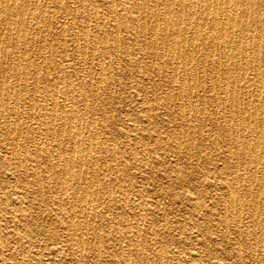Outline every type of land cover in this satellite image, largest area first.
Returning <instances> with one entry per match:
<instances>
[{
	"label": "bare ground",
	"instance_id": "6f19581e",
	"mask_svg": "<svg viewBox=\"0 0 264 264\" xmlns=\"http://www.w3.org/2000/svg\"><path fill=\"white\" fill-rule=\"evenodd\" d=\"M103 1L106 12L99 0H0V145L5 150L0 171H10L21 183L10 197L7 180L0 179V215L16 219L7 232L0 217V264L8 258L32 264L28 243L35 244L44 232L54 246L47 249L45 241L36 246L63 254L67 261L59 264H163L168 252L155 245L167 244V238L145 241L152 232L157 235L147 229L155 223L148 214L159 207L143 196L147 192L135 191L132 183L120 190L116 201L131 202L135 210L126 223L121 221L125 213L98 210L100 197L113 196L99 185V174L115 179L124 167L127 175V159L117 162L123 150L119 142L144 146L146 136L139 137L136 128L150 129L146 135L158 147L172 142L186 150L220 149L222 164L211 167L218 192L210 205L195 178L174 171L179 183L194 190L183 194L190 221H175L177 227L201 231L189 258L172 251L179 261L264 264V0ZM105 13L112 20L108 27ZM38 38L39 59L33 60L27 54ZM135 46L153 59L151 68L137 58L118 63ZM120 73L130 75L133 93L148 95L149 102L136 109L131 99L128 108L110 117L113 101L122 99L120 92L112 93ZM209 106L215 115L205 114ZM206 119L218 139L201 137ZM119 122L129 126L117 127ZM171 122L177 127L167 138L163 133ZM110 127L114 136L108 143L103 135ZM139 152L149 159L146 146ZM106 155L116 163L100 172ZM135 192L140 201L128 196ZM49 202L55 215L43 228L29 219L24 203L39 208ZM214 230L217 243L210 240ZM40 263L35 258L34 264Z\"/></svg>",
	"mask_w": 264,
	"mask_h": 264
},
{
	"label": "rangeland",
	"instance_id": "374dc122",
	"mask_svg": "<svg viewBox=\"0 0 264 264\" xmlns=\"http://www.w3.org/2000/svg\"><path fill=\"white\" fill-rule=\"evenodd\" d=\"M99 3L101 5L100 9L103 12H106L105 8H104V7H106V4H105L106 2L103 0H99ZM103 16L105 18L104 19L105 25L108 27L112 23V20L107 13H105ZM41 44L42 43H41L40 39L38 38V39H36L34 44L30 47V50L28 51L27 55L30 56L31 59H33V60L39 59L38 51L40 50ZM133 52L134 53L130 56H128V55L127 56H121L117 60L118 63L120 65H122L124 63L123 60L130 62V61H134V58L135 59L137 58V60L142 62L145 66H147L149 68H151L153 66V63H154L153 59L151 57H149V55L144 53V49H139L137 46H135L133 49ZM138 75H139V78L140 77L144 78L143 74H138ZM118 76L121 79V83L115 84L112 87V93L114 95H117V93L120 92L122 95V99H116L113 101L112 107H113L114 111L111 112L110 117H113L112 114H119V113L121 114L122 110H125L126 108H128V105L132 104V103H129L131 99H133L136 102L135 103L136 109L145 108L144 106H147L148 102H149V101H147V100H149L148 95H144L142 93H140V94H134L133 93L134 89L132 87H130L132 84L131 82L133 81V78L130 75H126V74L124 75L123 73H120V74H118ZM136 78H138V76ZM155 81H157V83L162 82V80H159V77H157V76L155 77ZM153 82H154V80H153ZM124 88L127 89V91ZM141 99L144 102L143 104L139 102ZM164 111H165L164 109L158 110L159 113H163ZM204 112H205V114H208V116L209 115L212 116L213 114L215 115L214 110L211 106L207 107ZM97 119L99 121V124L102 125L101 124V122L103 121V120H101L102 117L100 115H97ZM23 120H24V122H27L26 119H23ZM32 122H33V120L31 122L29 121V123H32ZM141 122L146 127L152 126V124H150V123L147 124L148 121L141 120ZM211 122H212L211 119H206V121H204L200 125L199 129H201V130H199V129L198 130L200 131V133H202L201 137H203L205 135V137H207L209 139H211V138L218 139V134L216 133L215 129H213V124ZM176 125H177V123H175V122L169 123L168 126L166 127L167 129L165 130V133H163V136L169 138L172 135V132L175 131V128L177 127ZM127 126H129V122H119L117 124V127H127ZM170 126H172V127H170ZM113 127H114V125H113ZM170 128H171V130H170ZM111 129H112L111 127H110V129L104 128L103 138H105V139L107 138L108 143H111L112 138L114 136L113 129L112 130ZM135 131L137 132V135L139 137L146 136V139L144 140V146H146V148L149 152V155H148L149 159H141V154L139 151H141L144 147V146H142V144L137 143L135 145L130 146V144L128 145L125 142H123V143L119 142V145L123 146V150H122L123 152L121 151L118 154L117 162H118V160L120 161V159H125V158L127 159L128 163H129L128 164L129 166H127V175H126V168L124 169V167H121V170L119 171V175L115 179L112 177L102 178L103 175H101V173L99 174V177H100L99 185L104 189L112 190L113 196H110V197L109 196H102V197H100L99 201H97L98 203L100 202V204H99L100 206L98 207V210L101 211L102 213L103 212L105 213V210H109V209L112 212H117V213H122V214L125 213L126 217H124L121 221L123 222L126 219L124 221V223H126V221H128V220L129 221L132 220L130 218H132L135 215L134 214L135 210L131 206L132 205L131 202L130 203H126V202L124 203L123 201H116L117 197H119L118 196L119 192H121L120 190H122V189L128 190L129 184L132 183L131 185L134 186L135 191L141 190V191L147 192L143 196H151V200H153L154 202L157 201L159 204L158 205L159 207H157L153 213L148 214V217H150L152 221H155V223L151 224L147 228L151 232L154 229V232H156L157 235H154L152 232V235L145 237V241H146V243L152 242L153 240L156 239L157 236H159V238L161 237L162 239L167 238V240H168L167 244H165L163 242L161 244H159V242H158V244L155 245V246H157L156 247L157 249H161L163 251L166 250V252H168V256H167V258H165V261L163 262V264H182L179 261L178 257L176 256V254H174V253L177 250H180V251H182V255L185 258H189L192 255V250H193L192 248L196 247L195 242L193 240L196 237H198V238L201 237V231H200V229H193V230L189 231V233H188L185 231H181L177 227L178 226L177 224H183V222H185V221L186 222L190 221L189 218L187 217L188 213H189V205H188V202L186 201V199L184 197L185 195H183V194L185 192H187L186 190H189V189L192 191H194V190L191 189L192 187L189 183H186V182L179 183L178 179L176 178L174 171L176 169L177 170L182 169L185 172L187 179L188 178H191V179L195 178L196 187L199 188L198 189L199 191L201 190V192L205 194V196H206L205 197V203L207 205H210L213 201V197L218 192V190L216 188H213V185H212L215 181V178L213 177V173L211 172V169H212L211 167H212V163H214L215 165L217 164L218 166L222 164V161L218 159L219 158L218 154L220 152V149L215 148L214 146L212 147V146L203 145V146H197V148L186 150L185 148H178V147L174 146L173 144H171L172 142H168V144H163L161 147L160 146L158 147V144H156L154 142L153 137L152 136L148 137L146 135V133L149 135L152 134L150 129H148L147 132L146 131L142 132V130L140 128H136ZM198 138H200V137H198ZM36 140H37V138H36ZM196 141L198 142V140H196ZM22 143H23V141L21 140V144ZM133 151H135L136 156L133 155V153H134ZM185 151H186V154H185ZM0 155L1 156L5 155V150L2 147V145H0ZM133 156H135V157H133ZM212 156H215L214 162H213V159H212V161L209 160V158ZM134 158H136V160H134ZM115 163H116V161L112 160L108 155H106L99 162V165H98V167L100 169L99 171L101 172L102 170H104L103 167H105V164L109 165V164H115ZM170 167H171V169H170ZM201 167H203V168H201ZM101 168H103V169H101ZM165 171L168 172L167 175L165 174ZM8 173H10V171H6V170L0 171V179L4 178L5 180H7L6 185H5V190L8 194V196L12 197L14 192L20 188L21 183L16 181V178L14 175H11ZM205 177L208 178L211 185L208 186V184L206 183L207 179H205ZM202 179H203V181H202ZM107 183H108V186H110V189L107 186ZM198 190L196 189L197 193L199 192ZM197 193H195V194H197ZM128 196H131L130 199L134 198L133 200H135L136 202L141 200V198L138 197V196H141V194L136 193V192L133 194L129 193ZM171 196H173V197H171ZM112 197L115 198V200H111ZM170 198H172V199H170ZM106 200L108 203L106 202ZM122 203H124V204H122ZM43 205H41L39 208H34V207H29L26 205V203H24V208H25L26 214L29 215V219H32L33 221H35L37 224H39V226H41L43 228H47V224L52 220L53 216L55 215V210L53 209L54 204L49 202L47 204L44 203ZM122 211H124V212H122ZM128 215H130V216H128ZM1 216H2L1 226L3 227L4 231L9 232L12 229L13 225L16 224V219L9 217V215H4V213H3V215H0V217ZM11 219H12V221H11ZM175 221H177V224ZM97 224H98V221L95 225H97ZM217 234H218L217 230L211 234V236H210L211 242L217 243V241H219ZM38 241H45L47 244L46 245L47 249L48 248L51 249L54 246V244L52 242H50L47 232H44L42 235H39L38 238L35 239V244L28 243L29 249H31V252L33 253L34 257L41 261L40 264H59L64 260L67 261V259H64L63 254H59V255L58 254L57 255L49 254L46 251H44V250H47L44 248L45 246L43 248L41 247L42 249L38 248L37 247L38 243H39ZM36 244H37V246H36ZM160 245H161V247H160ZM224 245H226L228 248L231 246L228 244H224ZM42 251H43V253H42ZM169 251L171 253H169ZM172 251H175V252L172 253ZM40 252H41V255H40ZM3 253H8V250L4 251ZM221 255L223 258L224 257L223 253L219 254L220 257H221ZM35 258L33 259L32 264H34ZM18 260L19 259L8 258L7 264H19L20 262ZM211 262H213V259Z\"/></svg>",
	"mask_w": 264,
	"mask_h": 264
}]
</instances>
